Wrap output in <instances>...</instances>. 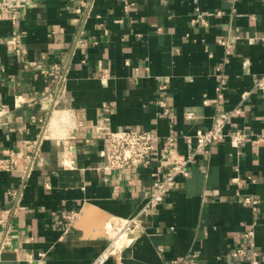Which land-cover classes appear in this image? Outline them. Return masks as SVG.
<instances>
[{"label": "crops", "instance_id": "obj_1", "mask_svg": "<svg viewBox=\"0 0 264 264\" xmlns=\"http://www.w3.org/2000/svg\"><path fill=\"white\" fill-rule=\"evenodd\" d=\"M17 3L0 19V155H22L0 172V264H92L109 245L104 264H264V0ZM238 106L228 129L245 142L197 157L129 240L78 224L91 205L115 224L135 217L172 129L187 152V135ZM121 128L157 134L149 165L102 168Z\"/></svg>", "mask_w": 264, "mask_h": 264}, {"label": "built area", "instance_id": "obj_2", "mask_svg": "<svg viewBox=\"0 0 264 264\" xmlns=\"http://www.w3.org/2000/svg\"><path fill=\"white\" fill-rule=\"evenodd\" d=\"M17 0L6 1L0 0V19L6 14H15V6H17ZM14 19L16 16L13 17ZM219 42L226 45L229 51L231 43L225 38H221ZM255 86L264 88V76L256 79ZM249 91L245 92L243 98L246 99L249 95ZM1 109V105H0ZM240 106L236 107L232 111L221 113L217 115L211 127L198 128L193 135H187L186 141L189 144L187 152H181L176 145L177 136L172 129V132L166 137L169 144V153L160 159L158 169L152 173L153 175V188L150 195L145 199L142 207L138 211L137 215L132 218L119 222L125 229V232L133 230L140 226V221L143 217L153 214L158 207L164 202L166 196L171 192L174 186L177 184L179 176H187L190 174V167L192 163L199 156L208 157L210 147L217 141L231 136L235 141L243 144L247 138L248 133L244 130H232L228 129L234 113H239ZM166 113H169V109H166ZM186 117L194 118V113L191 111L186 112ZM100 130L106 129V126L100 125ZM157 134L150 129L142 128H121L110 129L109 140L104 143L100 150V156L103 158V167L105 169H119V168H133L149 165L152 161L153 152L156 148ZM263 138H258V141ZM22 156V155H21ZM16 151H11L7 155H0V172L11 171L20 165L19 158L21 157ZM236 180V179H234ZM17 195V192L14 193ZM243 203L252 204L254 208L257 207L258 199L251 195L242 196L240 199ZM75 214H69L66 216L70 226L75 219ZM2 224L6 223L5 218H1ZM252 234L253 231H249ZM4 233L0 242V253L6 247L7 238ZM254 248V247H253ZM251 248V252L257 255L256 250ZM112 248L111 245L106 247L92 262V264H104L110 254ZM244 253L243 248L236 249L235 255ZM196 256V255H194ZM191 258V263H195V258ZM256 263V261H254Z\"/></svg>", "mask_w": 264, "mask_h": 264}, {"label": "bare ground", "instance_id": "obj_3", "mask_svg": "<svg viewBox=\"0 0 264 264\" xmlns=\"http://www.w3.org/2000/svg\"><path fill=\"white\" fill-rule=\"evenodd\" d=\"M51 125H52V123H51ZM47 126H49V125H47ZM101 213H102L101 210H99L96 206H92L91 205L90 207H87L84 210L83 215L81 216V219H79V221H78V224L79 225H83L85 227H90L93 224H96L97 232H95L94 235H96L97 233L103 231L102 229L108 230L107 228L112 226V223H111L112 220L110 222L109 219L107 217H104ZM90 230L92 231V228H90ZM124 233L125 232H122L121 235L124 234ZM129 239H130L129 236H127L126 237V241L129 240ZM123 240H125V239H123Z\"/></svg>", "mask_w": 264, "mask_h": 264}, {"label": "rangeland", "instance_id": "obj_4", "mask_svg": "<svg viewBox=\"0 0 264 264\" xmlns=\"http://www.w3.org/2000/svg\"><path fill=\"white\" fill-rule=\"evenodd\" d=\"M112 226L110 227V236L115 238L117 243H122L123 241H126V237L128 236L125 232V229L122 227L121 224H118L115 222H112ZM122 232H125L124 234L121 235ZM125 239V240H123Z\"/></svg>", "mask_w": 264, "mask_h": 264}]
</instances>
